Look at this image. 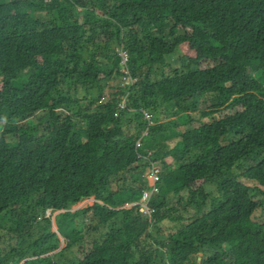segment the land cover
Segmentation results:
<instances>
[{"label":"trees","instance_id":"obj_1","mask_svg":"<svg viewBox=\"0 0 264 264\" xmlns=\"http://www.w3.org/2000/svg\"><path fill=\"white\" fill-rule=\"evenodd\" d=\"M262 195L264 0H0V264H264Z\"/></svg>","mask_w":264,"mask_h":264},{"label":"built area","instance_id":"obj_2","mask_svg":"<svg viewBox=\"0 0 264 264\" xmlns=\"http://www.w3.org/2000/svg\"><path fill=\"white\" fill-rule=\"evenodd\" d=\"M119 55L122 58V64L124 66L123 68V74H124V86L127 89V93L125 95V97L123 98V101L120 104L119 107V111L116 112L115 116L118 117L120 115V113L122 111H124L125 109H127L128 107V100H129V89L130 87H132L135 83L136 80L133 79L131 72H130V66H129V62H130V53L129 51L126 49H119ZM145 114V119L149 120L150 125L154 124V115L148 111L144 112ZM148 133V131L145 132V134ZM143 146V141L142 138L139 140V142H137L136 145V149L138 151V149L140 147ZM138 155L140 157H144L147 160H149V167H147L146 170V178L148 180V184L150 185V187L148 186L146 189L143 190V193L140 197L139 200H136L134 202H128L126 204V206H133V205H138L139 206V210L143 213H147V212H152V208L149 205L150 200L152 199V197L160 192V186L158 184L160 177H161V173H162V166L161 164L157 161V160H151L150 157L152 156V152H150L149 155H142L141 153L138 152Z\"/></svg>","mask_w":264,"mask_h":264},{"label":"rangeland","instance_id":"obj_3","mask_svg":"<svg viewBox=\"0 0 264 264\" xmlns=\"http://www.w3.org/2000/svg\"><path fill=\"white\" fill-rule=\"evenodd\" d=\"M190 56L191 57H200L201 56V53H200L198 47L195 46L194 44L193 45H184V46H182L173 56H171V59L170 60L172 62V66H171L172 67V70H175V69L179 70V69H181L182 68V64H183V58H188ZM204 66H208V64L206 63ZM122 82H123L122 79H117L116 81L113 82V85L115 87H118L119 85H122ZM94 94L98 95V90L97 89H90L87 93H82L81 94V98L82 97H86V99L88 100V99H91L90 96H93ZM94 104H95V106L97 105L96 104V101H95ZM128 104H129V100H128ZM58 111L61 112V110H59V108H58ZM242 179L245 180V181L247 180L246 178H242ZM248 182H250V181H248ZM250 184L253 185L254 182H250ZM199 185H200V191H201L202 188H203L202 181H201V184L199 183ZM260 198L264 199V195L260 196ZM94 202H95V197L92 196V197L87 198L84 201L80 202L78 205H74L72 209L79 208L80 206L92 205V204H94ZM177 203L178 202H174V206L175 207H177ZM192 209H193V213L196 210H198L197 205L193 206ZM50 213H51V211L47 215H49ZM55 213H56V211H54V214ZM187 214H190V213L188 212ZM258 214L260 215V217H264V206H263L262 209H260V211H259ZM56 227L57 226L54 225V229L55 230L57 229ZM168 227L169 228H172V227H174V225L169 224V222H164L163 223V232L162 233L161 232L159 233L158 231H154V235L158 239H160L161 235H163V234H165L167 232ZM0 234H2L3 236H5L6 235V231L1 228L0 229ZM201 256H202V253L199 254V258H198L199 259V262L201 261ZM22 262H24V260Z\"/></svg>","mask_w":264,"mask_h":264},{"label":"water","instance_id":"obj_4","mask_svg":"<svg viewBox=\"0 0 264 264\" xmlns=\"http://www.w3.org/2000/svg\"><path fill=\"white\" fill-rule=\"evenodd\" d=\"M95 203V202H94ZM81 207V206H80ZM56 213H58V212H56ZM56 226V225H55ZM57 228V227H56Z\"/></svg>","mask_w":264,"mask_h":264}]
</instances>
